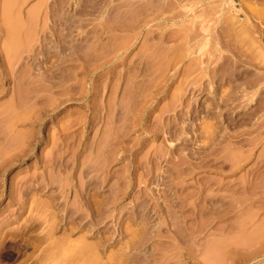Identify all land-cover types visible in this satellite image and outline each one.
I'll list each match as a JSON object with an SVG mask.
<instances>
[{
  "label": "rangeland",
  "instance_id": "374dc122",
  "mask_svg": "<svg viewBox=\"0 0 264 264\" xmlns=\"http://www.w3.org/2000/svg\"><path fill=\"white\" fill-rule=\"evenodd\" d=\"M0 264H264V0H0Z\"/></svg>",
  "mask_w": 264,
  "mask_h": 264
}]
</instances>
